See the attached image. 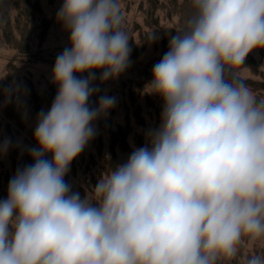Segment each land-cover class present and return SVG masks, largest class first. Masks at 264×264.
Returning a JSON list of instances; mask_svg holds the SVG:
<instances>
[{
	"label": "clouds",
	"instance_id": "obj_1",
	"mask_svg": "<svg viewBox=\"0 0 264 264\" xmlns=\"http://www.w3.org/2000/svg\"><path fill=\"white\" fill-rule=\"evenodd\" d=\"M189 2L142 89L162 100L159 126L82 198L65 177L117 104L96 73L104 84L127 71L131 37L119 0H62L68 45L35 117L33 162L0 200V264H220L264 247V100L233 71L264 49V0ZM11 146L0 141V156ZM244 264H264V252Z\"/></svg>",
	"mask_w": 264,
	"mask_h": 264
},
{
	"label": "rangeland",
	"instance_id": "obj_2",
	"mask_svg": "<svg viewBox=\"0 0 264 264\" xmlns=\"http://www.w3.org/2000/svg\"><path fill=\"white\" fill-rule=\"evenodd\" d=\"M61 4L62 0H0V141L10 138L12 142L7 154L0 156V200L7 197L8 182L17 168L33 162L27 149L36 147L35 117L51 106L56 95L51 69L69 38L56 22ZM119 4L123 27L131 37V65L119 78L104 84L96 73L99 95L114 96L117 104L106 118L96 122L95 139L72 161L65 177L82 198L116 164L126 162L133 145H144L149 128L159 126L162 100L143 95L142 89L152 78L153 65L168 50L169 36L175 35L192 12L189 0H119ZM151 33L157 37L152 43L148 39ZM241 67L233 71L257 100H264V49L251 52ZM4 89L12 92L6 105ZM16 89L26 95L16 94ZM97 100L98 95L91 98L93 107ZM261 252L264 247L259 244L245 246L235 260L220 264H244L247 257Z\"/></svg>",
	"mask_w": 264,
	"mask_h": 264
},
{
	"label": "trees",
	"instance_id": "obj_3",
	"mask_svg": "<svg viewBox=\"0 0 264 264\" xmlns=\"http://www.w3.org/2000/svg\"><path fill=\"white\" fill-rule=\"evenodd\" d=\"M123 142H125V139H123Z\"/></svg>",
	"mask_w": 264,
	"mask_h": 264
}]
</instances>
